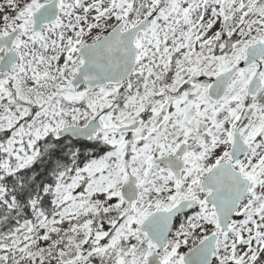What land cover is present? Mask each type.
Instances as JSON below:
<instances>
[{
  "label": "snow or ice",
  "instance_id": "snow-or-ice-1",
  "mask_svg": "<svg viewBox=\"0 0 264 264\" xmlns=\"http://www.w3.org/2000/svg\"><path fill=\"white\" fill-rule=\"evenodd\" d=\"M0 264H264V0H0Z\"/></svg>",
  "mask_w": 264,
  "mask_h": 264
}]
</instances>
